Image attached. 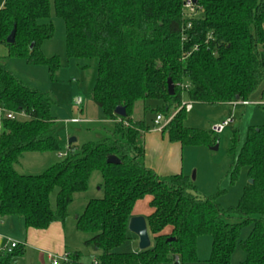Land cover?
<instances>
[{"label":"trees","instance_id":"16d2710c","mask_svg":"<svg viewBox=\"0 0 264 264\" xmlns=\"http://www.w3.org/2000/svg\"><path fill=\"white\" fill-rule=\"evenodd\" d=\"M195 2L202 10L184 29L183 0H53L65 27L66 57L96 60L90 96L113 126L105 137L87 141L79 150L70 145L65 156L40 173H21L16 165L26 152L61 150L51 113L54 100L24 83L0 57V105L24 114L1 121L0 217L18 215L25 228L35 229L65 222L74 194L87 191L93 172L102 178V196L89 198L75 218L76 229L90 234L84 245L92 260L84 262L73 251L61 264L195 263L202 235L212 239L206 264H231L237 245L244 252L239 264H264V121L248 127L242 145L230 125L228 151L233 158L228 173L234 181L245 167L247 182L237 203L224 207L218 200L222 190L203 194L188 174L162 176L147 167L143 134L150 126L144 117L132 118L136 102L142 103L143 112L160 114L162 121L179 108L161 133L182 146L212 147L216 133L185 124L187 105L234 104L254 100L260 92L264 114V0ZM50 16V0H4L0 44L8 48V56L46 66L53 78L61 66L59 56H46L41 49L54 34ZM13 28L10 43L6 39ZM184 96L191 102L184 103ZM117 106L125 108L124 117L114 112ZM110 155L119 163L107 162ZM55 189L53 207L50 194ZM147 195L151 244L120 251L130 238L134 204ZM249 225L248 235L240 238ZM24 252L18 243L0 256V264H15Z\"/></svg>","mask_w":264,"mask_h":264},{"label":"rangeland","instance_id":"374dc122","mask_svg":"<svg viewBox=\"0 0 264 264\" xmlns=\"http://www.w3.org/2000/svg\"><path fill=\"white\" fill-rule=\"evenodd\" d=\"M51 2L50 19L54 24V34L50 39L43 41L41 49L46 56L58 55L60 59V68L53 78L50 77L49 70L44 65H32L26 62L24 58L8 56V48L0 44V57L4 58L5 64L16 76L24 83L35 87L41 91L48 92L53 98L54 103L51 107V113L56 118V137L61 146L58 152H46L48 158L41 161H33L34 158L24 154L16 168L21 173H40L48 166L63 156L59 153H65L67 148L72 145L79 150L80 146L87 141H97L107 135V131L113 126L108 121L102 109L93 101L90 96V89L95 81L96 60L95 59H76L66 57L65 53V27L63 20L56 16L53 0ZM1 7V6H0ZM187 82V79H185ZM264 87V83L261 88ZM259 92L255 95L259 98ZM81 104H76L77 99ZM184 99H187V97ZM185 102H191L188 99ZM187 105L185 124L192 127L210 129L211 126L220 123L228 116L234 117L233 127L237 129L239 143L242 145L246 139L247 130L250 125H258L264 121V114L260 105H233L218 106L191 103ZM142 103L136 102L132 115L134 117L143 116L150 129L153 127V120L156 113L146 110L143 112ZM179 108L175 109V115ZM169 118V117H168ZM77 119V122L71 121ZM153 121V122H152ZM162 123V121H161ZM155 125V124H154ZM161 125V124H159ZM165 125V124H163ZM217 149H211L209 146L185 147L184 161L186 167H191L190 177L194 172V183L197 189L203 194H213L218 189L223 192L218 200L224 206H230L237 203L242 194L243 187L247 182V171L245 167L239 169L237 178L232 181L228 173L233 155L228 151L231 138V126L226 127L221 133H217ZM71 138H75L69 143ZM34 154V153H33ZM35 156V155H34ZM65 156V155H64ZM45 165V166H44ZM102 183L101 175L98 171L92 173L89 187L85 192L74 194L72 202L68 206V218L66 223V234L68 244L77 246L80 252L81 260L89 262L92 260L91 251L84 245V241L90 236L89 233L77 231L75 229V217L82 213L87 200L91 197H100L103 192L99 184ZM56 189L50 194L51 205L55 206ZM150 198L145 196L144 198ZM142 198V202L144 203ZM138 205V204H137ZM149 206V204H147ZM1 219V218H0ZM24 228V225L23 227ZM251 225L242 228L240 238H245ZM129 230V229H128ZM130 238L126 240L121 248L126 252H134L138 249V237L129 230ZM23 234V233H22ZM23 236V237H22ZM21 241L24 239L22 235ZM16 237V236H14ZM150 242L152 241L151 236ZM18 240V241H20ZM17 241V240H16ZM211 236L202 235L197 240V262H185L184 264H206V259L210 255ZM73 244V245H72ZM48 252H30L27 251L21 257L17 258L15 264H51L48 258ZM244 252L239 245L236 246L231 264H238L243 259ZM159 264H173L170 262Z\"/></svg>","mask_w":264,"mask_h":264},{"label":"crops","instance_id":"0c3cea01","mask_svg":"<svg viewBox=\"0 0 264 264\" xmlns=\"http://www.w3.org/2000/svg\"><path fill=\"white\" fill-rule=\"evenodd\" d=\"M3 2L4 0H0V6H2ZM258 96H259V98H257L258 100L263 98L260 92ZM253 99L256 100L255 96ZM186 100L187 99L183 98L184 103ZM233 105H238V104L225 103V104H220L218 106L222 107V106H233ZM186 111H187V108H186ZM142 117L140 115L137 117H134L132 115L133 119H139ZM107 120L113 123L112 120L110 119H107ZM233 123L231 124V126L233 125ZM163 126L164 125L162 121L161 125H158V126L153 125L152 129H149L143 134V141H144V146H145V155H144L145 165L151 168L152 170H154L157 174L162 175V176L180 173V172L190 175L191 167H189L190 165L188 167H186L185 165V161H184V151L185 150L184 149L185 147H199V146H204V145L182 146L179 142L169 141L167 136L161 133V128ZM25 154L29 156L31 155L30 157L34 158L33 159L34 162L38 160L41 161L44 158H48V153L46 152H26ZM143 199H146V200H143L144 203H141L142 199H139L135 202L134 207L132 209L131 216L142 215L146 218V216L151 212L152 209L150 205L149 206L147 205L150 202V198L148 197V198H143ZM0 218H1L0 219V248L4 246L5 244H7L10 240H13V241L17 240L16 241L17 243L24 246V249H25L24 254L27 251L48 252L49 253L48 258H50V256L52 255H61L63 253H71L73 251H78L76 249L77 248L76 245L72 244L73 246L70 247L71 245L68 244L67 234H66L67 219L65 222L55 221L51 223L45 229H35V228H25V226L24 228H22L24 225V222H23L22 217L18 215H9V216H5L3 218L0 217ZM129 233L130 232L128 230V234ZM22 235H24L23 241L20 240L23 237ZM119 250L126 252L121 247L119 248ZM138 250H139V247L137 250L134 249V252Z\"/></svg>","mask_w":264,"mask_h":264},{"label":"built area","instance_id":"2783aa9c","mask_svg":"<svg viewBox=\"0 0 264 264\" xmlns=\"http://www.w3.org/2000/svg\"><path fill=\"white\" fill-rule=\"evenodd\" d=\"M201 10L202 8L200 7L199 4L195 2V0H183L182 7H181V14L184 20V29H188L191 27L192 20L200 14ZM182 39H185V34H182ZM80 102L81 101L79 98L75 101L76 104H80ZM251 103L261 105L263 104V101L261 100H239V101L234 102V104H241V105H247ZM22 115L24 114L15 113L13 111H8L0 105V131H1V121L3 118L14 119ZM171 117L172 116L163 120V124H166L171 119ZM71 121L77 122L78 120L71 119ZM161 121H162L161 115L157 114L154 119L155 126H158L159 124H161ZM233 122H234V117L230 115L224 118L220 123H217L211 126L210 129L216 134L221 133L226 127L230 126ZM59 155L64 156L65 153H59ZM17 244L18 243L16 241L10 240L7 244H5L4 246L0 248V256L3 253L11 252L12 249L17 246ZM49 259L51 261V264H61L62 262H65L68 259V253H63L61 255H52L50 256Z\"/></svg>","mask_w":264,"mask_h":264},{"label":"water","instance_id":"95a60500","mask_svg":"<svg viewBox=\"0 0 264 264\" xmlns=\"http://www.w3.org/2000/svg\"><path fill=\"white\" fill-rule=\"evenodd\" d=\"M14 35H15V28L12 29L6 41L10 43L13 42ZM167 89H168L169 94L174 93V87L171 81H168ZM114 112L117 115L122 116V117L126 115L125 108L123 106H117ZM74 140L75 138H71L69 140V143H72ZM217 147L218 145L216 143L214 146L211 147V149H217ZM107 162L116 164V163H119V160L116 156L110 155L107 158ZM191 178L194 179V172ZM249 182H252V180L250 179ZM128 229L138 237L140 250L146 249L150 246L151 242H150V237L148 234L146 220L144 216L142 215L131 216L128 220Z\"/></svg>","mask_w":264,"mask_h":264}]
</instances>
